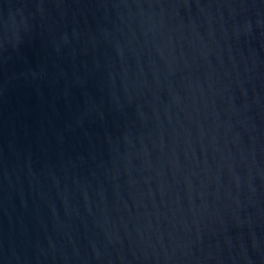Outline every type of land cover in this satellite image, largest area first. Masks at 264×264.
I'll list each match as a JSON object with an SVG mask.
<instances>
[{
    "label": "water",
    "instance_id": "obj_1",
    "mask_svg": "<svg viewBox=\"0 0 264 264\" xmlns=\"http://www.w3.org/2000/svg\"><path fill=\"white\" fill-rule=\"evenodd\" d=\"M0 264H264V0H0Z\"/></svg>",
    "mask_w": 264,
    "mask_h": 264
}]
</instances>
